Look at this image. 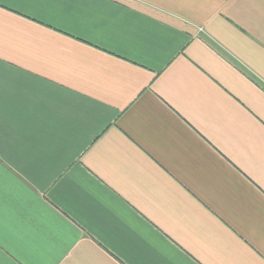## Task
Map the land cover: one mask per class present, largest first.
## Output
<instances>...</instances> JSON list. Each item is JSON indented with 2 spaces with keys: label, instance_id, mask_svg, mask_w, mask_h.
I'll use <instances>...</instances> for the list:
<instances>
[{
  "label": "crops",
  "instance_id": "0c3cea01",
  "mask_svg": "<svg viewBox=\"0 0 264 264\" xmlns=\"http://www.w3.org/2000/svg\"><path fill=\"white\" fill-rule=\"evenodd\" d=\"M0 264H264V0H0Z\"/></svg>",
  "mask_w": 264,
  "mask_h": 264
}]
</instances>
